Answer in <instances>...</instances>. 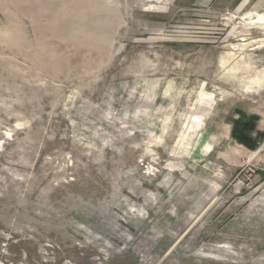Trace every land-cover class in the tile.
Masks as SVG:
<instances>
[{"label":"rangeland","instance_id":"1","mask_svg":"<svg viewBox=\"0 0 264 264\" xmlns=\"http://www.w3.org/2000/svg\"><path fill=\"white\" fill-rule=\"evenodd\" d=\"M152 1L0 0V264H264V12Z\"/></svg>","mask_w":264,"mask_h":264},{"label":"crops","instance_id":"2","mask_svg":"<svg viewBox=\"0 0 264 264\" xmlns=\"http://www.w3.org/2000/svg\"><path fill=\"white\" fill-rule=\"evenodd\" d=\"M194 2H199V4L196 5L198 8L210 7L209 9H215L219 7L217 5L218 0H194ZM247 7L251 11V13L264 12V0H252L251 4L248 2V0H239L238 3L234 6V9L243 10Z\"/></svg>","mask_w":264,"mask_h":264},{"label":"water","instance_id":"3","mask_svg":"<svg viewBox=\"0 0 264 264\" xmlns=\"http://www.w3.org/2000/svg\"><path fill=\"white\" fill-rule=\"evenodd\" d=\"M240 123H243V125H245L246 128H248V130H251L252 129L251 123H249L247 121V119L242 118L240 120ZM234 137H235V135H234ZM239 139L244 144V146L247 147V149H248L249 152L258 153V152H260L264 148L263 147V145H264V136H263V138H262L261 141H259V140H246V139H242V138H239Z\"/></svg>","mask_w":264,"mask_h":264},{"label":"bare ground","instance_id":"4","mask_svg":"<svg viewBox=\"0 0 264 264\" xmlns=\"http://www.w3.org/2000/svg\"><path fill=\"white\" fill-rule=\"evenodd\" d=\"M151 1V0H150ZM164 0H155V1H152L155 3V5H150V9H154V10H157V9H161V7L157 6V4H162ZM162 10V9H161ZM160 10V11H161ZM261 24L264 25V21H261ZM255 85L258 84L259 82L257 80L254 81Z\"/></svg>","mask_w":264,"mask_h":264}]
</instances>
